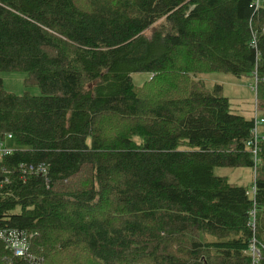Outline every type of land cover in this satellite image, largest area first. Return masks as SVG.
<instances>
[{
  "label": "trees",
  "instance_id": "1",
  "mask_svg": "<svg viewBox=\"0 0 264 264\" xmlns=\"http://www.w3.org/2000/svg\"><path fill=\"white\" fill-rule=\"evenodd\" d=\"M256 1L0 0V73L39 91L0 79V230L26 239L0 264H264V141L251 195L215 176L253 169V121L200 79L251 77L264 116Z\"/></svg>",
  "mask_w": 264,
  "mask_h": 264
},
{
  "label": "rangeland",
  "instance_id": "2",
  "mask_svg": "<svg viewBox=\"0 0 264 264\" xmlns=\"http://www.w3.org/2000/svg\"><path fill=\"white\" fill-rule=\"evenodd\" d=\"M131 78L135 86H142L149 80L150 74H133ZM0 79L2 80L4 90L7 93L14 95H22L24 93H29L30 95L39 94L37 88H27L24 86V81L26 79V74L24 73L3 72L0 73ZM200 79H203L209 88L215 84H220L222 86V95L228 98L233 113L245 117H252L256 98L253 90L255 87L254 79L246 76L237 78L224 73L202 75V78ZM259 131L264 134V126L260 127ZM11 145L12 143H10V141L6 143L7 148H10ZM1 151L3 150L0 149V154H3ZM213 174L215 176L225 177L229 184L243 187L247 189L248 194H250L254 179L251 168L220 167L215 168Z\"/></svg>",
  "mask_w": 264,
  "mask_h": 264
},
{
  "label": "built area",
  "instance_id": "3",
  "mask_svg": "<svg viewBox=\"0 0 264 264\" xmlns=\"http://www.w3.org/2000/svg\"><path fill=\"white\" fill-rule=\"evenodd\" d=\"M264 0H257L256 1V6L258 5V3L260 4V2H262ZM254 92H255V96H256V86L254 87ZM259 112V114H258ZM252 121H253V127L250 131V139L248 140V142L246 143V146L252 156V162H253V175L255 177V172L257 170V165L259 163V150H260V143H262L264 141V134H262L259 129L260 127L264 126V116L261 113V110L259 109L257 100L255 98V102H254V106H253V114L251 117ZM12 139V137L10 135L7 136V139L4 143L0 144V149H2L3 154H5L6 152H10V149L7 148L6 143L8 141H10ZM1 156V154H0ZM16 233L13 232V234H11L8 239H7V243H8V249L11 251V253L13 254V256L15 257H21V256H25L26 255V239L24 238V236H17L15 235ZM23 237V238H22ZM253 256H256L258 254V249L255 247H251Z\"/></svg>",
  "mask_w": 264,
  "mask_h": 264
},
{
  "label": "bare ground",
  "instance_id": "4",
  "mask_svg": "<svg viewBox=\"0 0 264 264\" xmlns=\"http://www.w3.org/2000/svg\"><path fill=\"white\" fill-rule=\"evenodd\" d=\"M2 152V151H1ZM13 232H15L17 236H22L21 234H19V232H17L16 230H0V239H8V237L13 234Z\"/></svg>",
  "mask_w": 264,
  "mask_h": 264
},
{
  "label": "crops",
  "instance_id": "5",
  "mask_svg": "<svg viewBox=\"0 0 264 264\" xmlns=\"http://www.w3.org/2000/svg\"><path fill=\"white\" fill-rule=\"evenodd\" d=\"M245 117V116H244ZM245 118H247V119H250L251 118V116L250 117H245Z\"/></svg>",
  "mask_w": 264,
  "mask_h": 264
}]
</instances>
